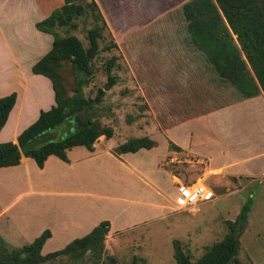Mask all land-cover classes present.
<instances>
[{"label":"crops","instance_id":"crops-1","mask_svg":"<svg viewBox=\"0 0 264 264\" xmlns=\"http://www.w3.org/2000/svg\"><path fill=\"white\" fill-rule=\"evenodd\" d=\"M62 4V0H0V98L11 92L16 96L0 129V144H16L19 133L36 120L39 111L54 105L50 82L33 75L30 68L52 41L34 25ZM233 44L240 57L229 65L236 70L227 74L226 67L220 65L217 70V58L229 61L228 55L194 53L187 60L185 55L172 54L192 74L186 77L168 66L167 75L160 77L166 84V102L159 96L148 100L143 83L134 75L144 112L140 117L118 119L115 126L101 123L111 128L112 135H100L91 151L72 147L65 153L66 161L48 156L41 168L21 156L17 165L0 168L2 244L20 248L24 245H12L26 237L29 244L48 230L50 236L39 252L44 256L42 250L49 254L57 251H52L55 245L62 249L71 233L85 236L102 221L108 222L107 238L160 224L169 218L176 197L172 176L160 163L168 155L183 152L207 159L219 171L207 179L213 195L216 184L228 191L216 202L218 206L242 197L244 190L250 199L247 220L251 214H260L264 206V94L234 39ZM157 85L150 83L151 93L157 94ZM165 109L168 118L161 122L157 113ZM139 138L148 139L152 146L116 153L119 145Z\"/></svg>","mask_w":264,"mask_h":264},{"label":"trees","instance_id":"trees-1","mask_svg":"<svg viewBox=\"0 0 264 264\" xmlns=\"http://www.w3.org/2000/svg\"><path fill=\"white\" fill-rule=\"evenodd\" d=\"M60 8L53 10L44 20L35 23L37 31L52 35L49 50L37 60L30 68L33 75H40L48 79L53 92L54 105L46 111H39L36 120L27 126L17 136L16 144H0V168L15 166L21 156L30 158L38 168H41L48 156H55L61 161H66L65 153L72 147L82 146L86 150H92V144L100 136L110 138L112 130L109 127L101 126L98 121L91 117L90 110L93 104L100 102L104 91L114 85V78L109 74L112 61H108L105 70L106 81L102 88L96 90L93 99H84L79 91V86L87 84V77L90 76L89 61L97 52V38L99 27H93L88 31V47L84 49L74 36L64 37L53 36L55 27L68 26L73 28L74 18L83 15L85 10L92 17L94 23L101 18L100 12L93 0H62ZM221 21L214 22L207 16L197 17L185 21V27H176L170 33L162 34L161 38L151 39L150 70L142 69L135 71L134 75L139 82H142L145 96L148 100L151 96L161 97L163 102L168 99L166 84L161 76L167 75L168 66L172 72H180L186 77L192 74V70L181 66L183 63L172 54L185 55L186 59H192L194 53L209 54L214 56L230 57V60L217 58L218 67L222 66L225 73H233L236 69L229 67L233 61H238L240 54L236 51L233 39L243 55L245 63L250 68L254 79L264 94V0H213ZM192 13L205 14L202 8L194 9ZM217 19V18H216ZM99 22L102 23V20ZM103 26V24H102ZM233 44V45H232ZM171 62H167L168 56ZM67 61L77 81V88L71 97L59 100L58 88L56 85V71L60 62ZM243 63V65H245ZM152 79V81H151ZM157 85V94L150 91L151 82ZM165 81V80H164ZM214 83V82H213ZM15 93L0 98V129L5 123L7 115L11 110ZM189 98V95H186ZM161 101V100H160ZM171 101V99L169 100ZM193 101V100H192ZM158 105V104H157ZM84 111L87 115L79 119L77 113ZM157 116L161 122L167 121L166 109L158 111ZM71 120L76 122L75 130L66 136L52 140L51 132L62 124H69ZM152 143L146 138L131 139L116 148V153H133L140 148L148 149ZM250 209L249 200L246 201L236 215L233 222H227V234L218 242L209 246L205 252L195 261L181 251L178 241H172V257L175 264H229L235 261L238 251L239 237L246 217ZM108 230V222L102 221L94 227L87 235L74 239L62 249L41 256L40 249L44 241L49 238L50 233L44 230L31 243L20 248H13L11 255L0 264H33L36 258L60 256L74 251L91 250L97 243L102 242ZM0 243L1 240H0ZM134 264V263H132Z\"/></svg>","mask_w":264,"mask_h":264},{"label":"rangeland","instance_id":"rangeland-1","mask_svg":"<svg viewBox=\"0 0 264 264\" xmlns=\"http://www.w3.org/2000/svg\"><path fill=\"white\" fill-rule=\"evenodd\" d=\"M93 1L100 12L99 21L102 20V23L99 21L94 23L85 10L83 15L72 20L75 24L73 28L55 27L53 36H74L86 49L88 31L101 26L98 28L97 52L89 61L91 74L87 77V84L78 88L84 99H93L96 90L102 88L106 81L105 66L108 61H112L109 74L114 78V85L104 91L100 102L93 104L90 110L91 117L104 127L105 124H101L103 122H112L115 126L118 119H130L135 115L140 117L139 114L144 112L140 105L134 72L150 70L151 49L149 50V46L146 45L150 44L151 39L157 40L163 37L162 34L170 33L176 27L182 28V25L185 27V21L189 19L207 16L214 22L221 21L213 0ZM197 8H202L201 11L205 14L192 13ZM50 36L49 38H52V35ZM78 80L74 77L69 62L58 64L56 85L59 100L75 94ZM77 114L81 120L87 115L84 111ZM76 127L74 120L56 127L51 132L52 140L66 136ZM217 172L219 173L218 170ZM238 188L235 190L238 191ZM213 190V202H206L193 212L177 210L174 207L169 218L160 224L140 226L115 238L104 236L102 242L97 243L91 250L36 258L33 264H175L172 257L173 240L178 241L181 251L193 262L209 246L227 234V222L234 221L240 206L249 198L246 196L247 192L242 190L240 192L242 197L233 198L221 207L216 202L224 199L228 191L220 190L217 184L213 186ZM240 193L237 192L236 196ZM261 210L260 214L255 213L253 216L251 214L249 221L246 217L235 261L229 264H264V206ZM248 223L250 228L246 230ZM2 224L0 220V226ZM71 234L67 237L66 244L84 236L79 237L78 235L82 234L80 232ZM27 239L28 237L22 238L19 244L12 246L26 245ZM55 246L52 251L61 249L60 246ZM12 249L0 243V260L9 258ZM41 254H47L46 250H42Z\"/></svg>","mask_w":264,"mask_h":264},{"label":"built area","instance_id":"built-area-1","mask_svg":"<svg viewBox=\"0 0 264 264\" xmlns=\"http://www.w3.org/2000/svg\"><path fill=\"white\" fill-rule=\"evenodd\" d=\"M160 165L174 181V207L177 210L193 212L199 205L213 200L207 179L218 172L207 159L183 152L166 156Z\"/></svg>","mask_w":264,"mask_h":264}]
</instances>
